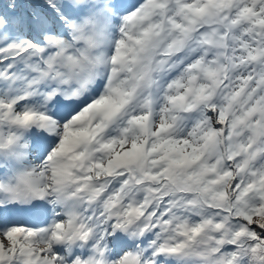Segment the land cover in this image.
I'll list each match as a JSON object with an SVG mask.
<instances>
[{
    "label": "snow or ice",
    "instance_id": "snow-or-ice-1",
    "mask_svg": "<svg viewBox=\"0 0 264 264\" xmlns=\"http://www.w3.org/2000/svg\"><path fill=\"white\" fill-rule=\"evenodd\" d=\"M0 264H264V0H0Z\"/></svg>",
    "mask_w": 264,
    "mask_h": 264
}]
</instances>
